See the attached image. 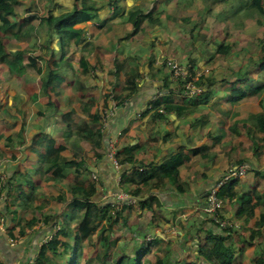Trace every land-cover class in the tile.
<instances>
[{"label":"trees","instance_id":"obj_1","mask_svg":"<svg viewBox=\"0 0 264 264\" xmlns=\"http://www.w3.org/2000/svg\"><path fill=\"white\" fill-rule=\"evenodd\" d=\"M119 1L106 0L98 6L97 0H74L59 12L58 6L66 4L61 0H49L43 15L30 12L31 4L26 6V14L21 13L18 6L26 0H0L2 27L12 30L11 39L18 43L5 46L0 36V70L14 73L13 80L17 82L19 78L23 84L24 78H31L28 67L38 65V76L33 77L35 89L30 95L16 88L7 107L0 100V120L10 121L15 128L10 135L0 132V140L5 138V143L0 144V193H4L0 196V225H4V229H0V264H15V258L19 259L18 264H61L60 258L62 264H244L243 255L248 250H252L253 263L264 264V236L259 241L255 239V233L263 234L264 226V158L261 152L264 149V108L257 107L242 118L235 107L246 98L256 99L260 95L259 106L264 105V38H260L256 51L248 52L247 44L240 39L245 38V34L231 36L223 30L220 41H213L215 34L206 30L202 47L208 49L212 44L209 50L215 53L214 57L226 59L228 65L212 67L211 71L206 69L204 61L199 62L203 49L193 47L189 66H183L184 72L181 70L176 75L168 56L156 55L157 39L150 41L152 49L146 53V60L145 56L132 51L125 54L118 50L128 40L133 45H144L145 39L140 37H153L156 26L167 24V21L193 36L196 26L205 24L209 12L202 11L200 19L195 17L197 9L179 15L167 13L165 9L158 14L157 5H154L148 12L142 7L130 9L125 25L101 21L100 10L106 4H115L117 12L122 10L118 7ZM175 1L181 10L179 0ZM45 2L41 0L42 4ZM197 2L217 6L214 0ZM225 2L238 12V4L242 1ZM246 6L249 13L256 10L264 15V0H248ZM161 14L166 16V22H162ZM93 19L101 21L94 30L88 25L75 27ZM195 19L198 23L193 24ZM230 21L223 26L230 27ZM233 27L241 26L234 22ZM95 30L109 37L106 40H110V51L114 52L112 63L94 62L93 57L85 54L92 45L88 42L89 36H93ZM25 42L29 46L20 48ZM76 46L82 49L79 57L74 50ZM103 48L107 50L106 45ZM25 57L27 62L23 61ZM98 69L114 79L111 98L116 101V107L127 103L126 112H137L149 100L144 114L150 115L154 122L176 115L175 120L184 122L188 128L186 133L191 141L203 142L193 146L183 141L177 143L176 149L171 148L166 159L158 160V155H153L152 159L145 160L142 155L149 147L144 142L125 144L124 135L121 144L116 146L120 165L117 168L113 158L108 156L112 137L105 130V116L91 113L80 98L88 82L96 81L92 73L98 78L103 75L95 72ZM205 70L211 73L206 74ZM121 73L127 74L125 82L121 80ZM65 81L74 86L67 96L57 90ZM154 96L156 98L152 99ZM28 99L37 104L31 120L24 115ZM63 101L67 108L61 107ZM221 104L229 108L221 109ZM125 110L112 120L115 130L123 128ZM34 119L39 121L36 128L33 127ZM199 133L202 134L199 136ZM172 134L167 131L161 138L167 141ZM238 137L247 138V141L237 140L232 147L233 151H240L237 160L230 161L232 166L223 167L215 174L209 172L218 154L215 149L218 143L222 139L230 143ZM197 162L205 164V169L193 168ZM243 165H247L244 176H233L221 186L218 193L223 201L221 208L215 214L208 213L205 210L208 194ZM248 173L252 176L246 177ZM69 177L72 179L66 184ZM54 188L58 193L51 191ZM123 192L130 196H120ZM133 199L135 202H130ZM136 203L151 213L147 226L138 230L140 246L134 253L120 247L113 260L109 251L122 237H128L129 231L117 235L112 232V226L101 223L113 217L119 220L123 212L131 210ZM185 206L197 209L198 219L178 222L179 238L175 244L173 237L167 239L165 233L160 234L156 228L176 225L174 209ZM249 224L255 229L247 236ZM11 234L15 235L17 245L10 241ZM47 235L58 240L60 251L54 248L53 241L40 246ZM99 241L104 242V252L99 251L88 261L82 260L84 245L91 246ZM47 250L52 254L46 255ZM148 254L153 256L146 257Z\"/></svg>","mask_w":264,"mask_h":264},{"label":"rangeland","instance_id":"obj_2","mask_svg":"<svg viewBox=\"0 0 264 264\" xmlns=\"http://www.w3.org/2000/svg\"><path fill=\"white\" fill-rule=\"evenodd\" d=\"M99 1V0H98ZM217 3V6L214 7L212 4L211 6L205 5V4H198L197 0H195V3L197 4V7H194V1L193 0H179L180 2V7L181 10H178L177 7H171L167 10V13H171L173 15H179L182 13H185L187 10L189 9H197L196 11V18H199V16H201V12L204 11L205 13L209 12L206 14L205 17V24L203 26H196L194 35L191 36L189 35V33H187L185 30H182V28L180 27V29H178L179 27L174 26V24L172 22H170V26H169V30H167V32L164 34H169L168 37L170 38V40L165 41L162 40V43H165L163 45H161V42H158L157 44L160 45V51L163 52V54L165 53L167 57V59L170 61V63H172V68L176 69H180L183 66L187 67L186 64H188L189 66V55L191 54L192 51H190L193 47H197V48H202L203 49V56L199 59V62H203L204 61V65L206 69H210V71L212 70L211 68L214 67H220V66H227L228 62L226 59H217V57L215 58L214 55L215 53H211L212 51L209 50V47L213 46L211 44H209L208 49L206 47H202V40L204 38L207 37L206 34V30H208V32H212V34L214 33L215 36L212 37L213 41H220V39L223 36V30H225V32H229L228 34L231 36H234L235 34H245V38H240L242 40V42H244L245 44H247L245 47L247 49L248 52H252V51H256L259 47L260 42V38H264V15H261L258 11H253L255 12V14L253 12H248L247 10V6L246 3L248 0H241V4L238 6L239 10L238 12H235L234 10H231L229 7L230 5H227L225 1H234V0H214ZM26 2L32 4V10L30 12H38L39 14H43L45 13V9H43V5L41 4V1L39 0H26ZM49 2V0H46V4ZM219 3H222L220 5H218ZM101 4V3H99ZM36 5V7L34 8V6ZM19 10L21 11V13L26 14V4H20L19 6ZM238 7H235V9ZM29 14V13H28ZM254 14V15H253ZM224 15V16H223ZM223 16V17H222ZM257 16V17H256ZM208 17V19H207ZM222 17V18H220ZM255 17V18H254ZM200 19V18H199ZM232 20L230 21L231 26L227 27V26H223V24L227 23V20ZM118 20V19H117ZM116 20V21H117ZM35 21V20H34ZM164 22L166 21V19L163 20ZM235 22V24L240 25V28L237 27H233V23ZM195 23H198V20L195 19ZM4 23H2V19L0 18V36L3 38L4 40V44L5 46H8L9 44H13V45H17L18 43L13 41L11 39V37H13V32L12 30H9L6 27H2ZM168 24V22H167ZM180 26V25H179ZM185 26V25H184ZM224 28V29H223ZM256 31V32H255ZM207 32V33H208ZM251 32H255V33H251ZM208 33V34H209ZM255 34L254 36L250 37L251 34ZM140 35H137L136 37H139ZM259 36V37H258ZM9 37V38H8ZM109 37L107 35L101 34L99 35V33H95L94 36L90 35L89 36V41L88 42H92L90 48L86 49V55H88L89 57H93V61H99L100 63L102 62H110L112 63L113 60V49H111L110 51V40H106ZM185 40H184V39ZM183 40L182 43H180L179 41ZM188 40V41H186ZM190 40V41H189ZM146 46H142L141 44H139L140 46L137 48L138 44H135V46L133 47V51L136 54L137 50L139 53H144L145 51L149 52L152 48L149 47L148 41H146V43H144ZM103 45L107 46V50L103 48ZM29 46L28 43H24V44H20V48H27ZM109 49V51H108ZM75 53L77 55V57L80 56L82 49L80 48H75ZM171 50V51H170ZM36 51V50H35ZM38 51V49H37ZM159 50H156V55L158 52H160ZM161 52L158 53L161 55ZM78 53V54H77ZM34 55H37L38 52H34ZM196 54H193L192 56H195ZM12 58H9V60H11ZM160 60V58H159ZM24 62H27L28 60L26 59V57L23 59ZM158 63V61H157ZM74 65L77 67L78 63L74 62ZM37 64L31 65L28 67V74L31 76V78H24V83L21 84L20 79L18 78V81L16 82L15 80H13L12 76L14 73L10 72L9 70H0V100L2 102H4L5 107H7L8 103L13 100L12 98L15 95V89H23L25 91V93L28 95H30L33 90L35 89V82H33V77L34 76H38V72H37ZM113 67V65H111V68ZM182 72L183 69H181ZM208 70H205L204 73L209 74L211 72H207ZM95 72H99L102 73V71H99V69ZM97 74L92 73V78L96 81H90L88 82L87 88L84 89L82 91V93L80 94V98L82 99L84 105H86V107L88 108V110L91 113L94 112H98L100 115H104L105 117L112 115L115 113L116 110V101L111 98V92H112V81H114V79L111 78V74H108L107 76L105 74L101 75L100 78H98L97 76H95ZM122 76H123V81L125 82V73H121V80H122ZM141 80V79H140ZM122 81V82H123ZM70 81H67L64 85L61 84L60 86H58L57 90L60 92L62 91L65 96H67V94H69L68 92L71 90H74V86L71 85L70 83H68ZM96 82V83H95ZM109 94V95H108ZM261 96V95H260ZM260 96L257 97L256 99L252 98H246L240 102H238V104H235L236 110H238L241 115L242 118L248 114L250 111L254 110L257 107H262L264 108V105L259 106V99ZM116 98V97H115ZM119 98V97H118ZM107 99V101H106ZM117 99V98H116ZM9 101V102H8ZM115 102V103H114ZM111 103V104H110ZM263 104H264V99H263ZM112 106V107H111ZM24 115L26 116L27 119L31 120L33 113L35 111H37L36 107L37 104L33 103L30 99H28L26 101V104H24ZM61 107L62 108H67V105L65 104V102H61ZM221 109H227L229 108L227 104H221L220 105ZM196 114H194L195 116ZM33 121V127H38L39 125V121L38 120H32ZM10 121H1L0 120V132H6V135H10L13 131H14V126H12L10 123ZM106 122V121H105ZM109 122V121H107ZM183 124V122H182ZM29 134L32 133V130L28 132ZM158 132L152 133V137H156L159 135L156 134ZM202 133H199V136ZM54 135H56V132H54ZM244 139L247 141V138L244 137H238L235 138L234 140H232V142L227 143L225 140L222 139V143H218V145L215 147V149H217V155L214 159V164L211 166L212 167V174H215L216 171L221 170L223 167L226 168L228 166H232L231 162L232 161H236L238 158V153L240 152L239 150H232V147L236 144L237 140L239 141H244ZM5 143V138L0 140V144H4ZM214 149V150H215ZM215 152V151H214ZM261 152L263 154V158H264V149H261ZM108 152V156H109ZM245 155L247 156H251V153H246ZM110 157V156H109ZM231 161V162H230ZM196 163V161H195ZM115 164V162H114ZM199 168L201 169H205L206 165L203 163H198L196 164V166H194L193 168ZM188 175H190L189 173H186ZM247 176H252V173H248ZM3 178H5V176H3ZM72 178L69 177L65 183L67 184V182L69 180H71ZM186 181L190 180L191 178H184ZM4 180V179H3ZM117 183L118 185L120 184V178L117 179ZM99 188H101V186L99 185ZM51 191H57L58 190L56 188L52 189ZM4 195V193H0V196L2 197ZM120 196L124 197L126 196V194L123 192L120 194ZM108 195L105 197L107 198ZM120 207H122V204H120ZM127 211L123 212V215L119 218V220H116V217L113 218H109L106 219L104 221H102L101 225H107V226H112L111 230H113V233H116L117 235L123 233L126 229V227H128L127 222L125 224V215L127 216ZM150 214V213H148ZM40 215V214H39ZM128 216L131 218V222L130 224H134L137 223L138 221V216H137V212L136 210L130 212L128 214ZM188 215L186 214V212H183L181 214V216H178V220H181L186 218ZM43 218V217H42ZM189 218V217H188ZM197 218V216H195V214H193V219ZM228 221V220H226ZM255 221V220H254ZM182 223V222H180ZM229 223V222H228ZM176 227V226H175ZM255 226L249 224V227L246 226V232H248L247 236H250L251 234V230L255 229ZM101 228V227H100ZM115 231V232H114ZM109 233H111V231H109ZM163 234V232H161ZM167 233L171 236L173 235V241L176 244V241L179 238V235L177 236L176 230H167ZM176 233V234H175ZM15 234V232H14ZM242 235H244L243 233H241ZM256 237L255 239L257 241L261 240L264 236V226H263V234L262 235H258L259 233H255ZM15 235L11 234L10 237H14ZM98 236V235H96ZM236 240L238 238V236L235 237ZM50 241H53L54 243V248L57 249V251L61 250V247L58 245V240L53 238L52 235H47L44 238H42L41 242H40V246H46ZM229 242V241H228ZM233 242V238L232 241H230V243ZM118 245L115 246L111 251H109V253L112 254L113 256V260L117 257V255L119 254L118 249L120 247H124L126 249V252H128L130 250L131 253H134L135 249H137L140 244H139V240L135 239V238H128V237H122L118 243ZM104 242L99 241L97 243H95L94 245L89 246L87 243L84 245V252L82 254V260L84 261H88L92 258H94L95 256L98 255V252L101 251L102 253L104 252ZM250 247V245H249ZM155 247H153V249H155ZM175 248L179 249L177 246H175ZM258 250V249H257ZM257 250L255 251V253H257ZM52 254V252L50 251H46V255L47 254ZM251 254H252V250H248L247 252H245V254L243 255V262L244 264H255L252 261L251 258ZM153 256V254H148L146 257H150ZM96 261L98 262V259H96ZM60 263H63V259L60 258ZM95 263V260H94Z\"/></svg>","mask_w":264,"mask_h":264},{"label":"crops","instance_id":"obj_3","mask_svg":"<svg viewBox=\"0 0 264 264\" xmlns=\"http://www.w3.org/2000/svg\"><path fill=\"white\" fill-rule=\"evenodd\" d=\"M39 1V0H38ZM41 1V0H40ZM61 2L65 3V7H60L58 6L57 10L60 11H64L66 8V6H69L71 4H73L74 0H61ZM106 0H97V5L100 6L99 3H105ZM26 6H29L30 3L25 2ZM42 4V3H41ZM48 4V3H47ZM177 2L175 0H120L118 2V7H121L122 10L117 12L116 8H115V4L109 6L108 4H106L105 8H102L101 11V16L103 19H101V21H106L107 24H120L123 23L125 25V20H127L128 16H127V12L135 7H142L145 12H148L154 5H157L158 8V14L165 10L166 11L171 8V7H176ZM43 5V9H45V13L47 12V5L46 3L42 4ZM30 6H33L32 4ZM126 6V8H125ZM36 7V5L34 6V8ZM44 13V14H45ZM157 13H155L157 15ZM171 14V13H170ZM162 15V22L164 19H166V16ZM118 19V20H117ZM117 20V21H116ZM100 20L98 21L97 19H93V20H89V21H85V22H80L78 24L75 25V27H83L84 25H88V28H90L91 30H94L93 27H95L96 24L99 25V23L101 22ZM36 22V20L34 21ZM166 22V21H165ZM168 24H162V26H156V30L153 31V37L150 36H141L140 39H145V42L148 41L149 47L152 48L150 41L152 39H157L158 42H161V45L165 44L162 43V40L168 41L170 40V38L168 37V33L164 34L167 32V30H164V27L168 28V30L170 29V21H167ZM104 30H107L104 27ZM95 33H101L100 30H95ZM95 35V34H94ZM93 35V36H94ZM89 41V40H88ZM157 42V43H158ZM138 44V43H137ZM135 45H133L131 43L130 40L126 41L124 43V46L122 48H120L118 50L119 53L125 51V54H127L128 51H133V47ZM140 45H137V48ZM142 46H146L145 44ZM76 48H80L78 46H76ZM157 50L160 51V45L157 44ZM161 52V51H160ZM158 52V53H160ZM146 53L147 51H145L144 53H139L138 50L136 52V54H140L142 56H145V60H146ZM163 52H161L162 54ZM78 54V53H77ZM165 54V53H164ZM160 55V54H158ZM163 55V54H162ZM75 66V65H74ZM76 67V66H75ZM78 67V65H77ZM102 71V70H99ZM102 74H105L106 76L108 75L105 71L102 72ZM123 74V73H122ZM127 74L125 73V80L127 79ZM122 81H123V76H122ZM67 81L63 82V85L66 83ZM143 93V92H142ZM156 96H154L152 99H155ZM148 103L149 100H147V105L143 106L141 108V110L139 111H134V112H126L127 110H125L127 103L123 104L121 107H116V110L114 114L109 115L107 117H105V130L108 132V134H110V136L112 138H117V146L121 144L122 138L125 135V144L127 143H137V142H144L149 148L147 149V152L145 154H143L142 158H144L145 160H150L153 158V155H158V160H163L167 158V155L171 150L176 149V147L178 146L177 143L180 142H185L186 144H192L193 146L200 144L201 142H193L191 141V137L189 136L188 132V128L186 127L185 123L181 121H177L175 120L176 115H169V118H164L158 121H153V119L151 118L150 115H145L144 112L146 110V108L148 107ZM125 110V112L122 114V119L123 121V128H117L115 130V128L112 125V120L116 117H118L119 112ZM120 119V118H118ZM109 121V122H107ZM182 127H179V126ZM125 130V133L123 134ZM122 131V134H121ZM167 131H172L173 134L169 137V139L167 141L162 140L161 136H164ZM158 132L159 135L156 137H152V133ZM156 133V134H158ZM184 134H186V136L184 137ZM188 137V138H187ZM173 148V149H171ZM164 154V157H163ZM117 167V166H116ZM183 167V166H182ZM181 167V168H182ZM118 168V167H117ZM185 175V174H184ZM246 177H250V176H246ZM119 178V177H117ZM126 196H130L127 192H125ZM186 195V194H185ZM189 195H192L191 191L189 192ZM188 196V195H187ZM184 197V196H183ZM192 200H194L193 198H191ZM135 205V204H134ZM136 210L137 212V216H138V221L137 223L134 224H130L131 222V218L128 216V214L132 211ZM175 213L177 214V218L178 216H181V214L183 212H186V214L188 215L186 218L182 219L186 222H191L193 220V214H195V216H197V218L194 219H198V214L196 213L195 208L193 207H178V209H174ZM126 212V210H125ZM127 219L125 220V224L127 222L128 227H126L125 230L129 231V236L128 238H135L138 239V230L141 229L142 226H147V223L149 221L150 215L151 213L149 211H145V207H138V204L136 203L135 207H133L131 210L127 211ZM150 213V214H148ZM126 216V215H125ZM190 219H187V218ZM181 220L176 219V222H174V224L176 225H165L163 227H157L156 231L160 232V234H162L161 232H164V236H166V238L168 239V237H173V235H168L167 230H176V233L178 235L179 233V229H178V222ZM186 225H190V223H187ZM176 226V227H175ZM0 229L3 230L4 229V225L1 224L0 225ZM175 233V234H176ZM167 234V235H166ZM10 241L12 242L13 245H17L18 241L15 240V238L10 237ZM17 256V255H16ZM15 256V257H16ZM20 257H22V255H20ZM19 259L15 258L14 263L18 264Z\"/></svg>","mask_w":264,"mask_h":264},{"label":"built area","instance_id":"obj_4","mask_svg":"<svg viewBox=\"0 0 264 264\" xmlns=\"http://www.w3.org/2000/svg\"><path fill=\"white\" fill-rule=\"evenodd\" d=\"M181 69H174L175 70V73L176 75H179L181 73ZM117 138H112L109 142V156L111 158H113L114 162H115V165L117 167H119V162L116 158V152H117ZM246 167L247 165H243L240 169L238 170H234L232 171L229 176H226L225 179H223L217 186H215L213 188V190L211 191L210 194H208V200H207V204H206V207H205V210L210 213V214H215L217 212V210L219 208H221V205L223 203L222 199L220 198L219 196V190L221 188L222 185H224L226 183V181L230 178H232L233 176H236V175H240V176H244L245 173H246ZM95 178H98V176H94ZM129 196H125V198H128ZM130 202L134 203L135 202V199L131 200ZM216 218V215H212Z\"/></svg>","mask_w":264,"mask_h":264}]
</instances>
